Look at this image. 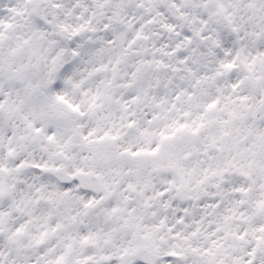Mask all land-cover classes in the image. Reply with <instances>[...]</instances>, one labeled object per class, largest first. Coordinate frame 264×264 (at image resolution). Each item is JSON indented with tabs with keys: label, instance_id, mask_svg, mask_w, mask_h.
Returning <instances> with one entry per match:
<instances>
[{
	"label": "snow or ice",
	"instance_id": "1",
	"mask_svg": "<svg viewBox=\"0 0 264 264\" xmlns=\"http://www.w3.org/2000/svg\"><path fill=\"white\" fill-rule=\"evenodd\" d=\"M0 264H264V0H0Z\"/></svg>",
	"mask_w": 264,
	"mask_h": 264
}]
</instances>
